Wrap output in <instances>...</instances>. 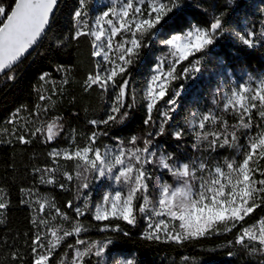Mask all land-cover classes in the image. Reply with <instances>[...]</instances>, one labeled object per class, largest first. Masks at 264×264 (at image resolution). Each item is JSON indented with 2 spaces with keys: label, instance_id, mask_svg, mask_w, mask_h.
I'll return each instance as SVG.
<instances>
[{
  "label": "snow or ice",
  "instance_id": "6c2138e0",
  "mask_svg": "<svg viewBox=\"0 0 264 264\" xmlns=\"http://www.w3.org/2000/svg\"><path fill=\"white\" fill-rule=\"evenodd\" d=\"M88 4L89 0H78L79 6L72 14L74 31L70 38L66 36L57 44L63 46L66 40L79 42L82 37L88 38L93 49L91 56L100 59L95 62V71L87 75L84 90L99 89L101 93L111 90L114 95L109 97L111 104L106 115L88 122L96 130L87 136L83 147L53 148L49 152L54 164L61 158L75 162L76 178L82 181L79 187L83 206H74L69 201L66 207L75 213V217H69L48 200L36 201L40 213H45L46 207L54 208L61 223H73L70 229H65L49 219H34L32 223L45 225L47 233L37 232L29 241V264H113L114 254H122L124 250L110 237L95 241L80 238L88 228L79 218L89 212L92 219L101 222V232L123 233L124 236L129 232L113 221L136 227L143 219L146 227L142 238L147 241L182 244L217 232L219 226L231 231L264 204V166L261 164L264 161V77L248 74L246 79L233 81L230 89L218 93L219 100H213L218 111L194 113L185 121L195 136L193 149L200 151L206 143L208 151L234 148L236 156L210 165L202 158L182 160L175 152L159 151L154 142L165 134V126L173 120L184 91L183 85L173 88V83L179 79H194L195 74L202 71L204 57L215 46L223 47L219 42L223 38L227 43L229 35L247 49L264 46V29L259 34L254 27L242 33H229L228 13L216 10L206 26L194 23L185 26L181 0H110L105 10L94 18L89 17ZM57 6L58 0H0V79H16L20 65L50 31ZM229 6L233 11L239 7L234 0H229ZM157 37H163L159 43L167 51L154 65L153 74L143 89L146 111L143 123L158 130L149 131L144 137L133 135L126 141L117 137L113 145L97 147L99 137L107 135L100 127L123 123L135 107L137 93L129 68L140 58L142 49L149 47V41ZM184 62H188L187 66L177 72ZM57 71L68 70L61 65ZM40 80L47 83L49 74L42 73ZM63 83L68 81L65 79ZM39 99L45 101L51 97L40 94ZM161 102L166 106L163 111L158 107ZM48 110L38 105L36 115ZM154 112L161 117L158 124ZM17 115L9 122L15 123ZM226 116L235 123L230 124ZM62 121V117L56 116L34 131L17 134L15 138L19 143L29 144L31 138L40 135L43 142L51 143L65 131ZM185 134L184 128L171 133L177 141ZM57 170L56 167L45 168L43 172L48 178L42 175L41 183L54 184L51 174ZM64 175L69 181L73 179L67 172ZM257 175L261 178L257 179ZM165 176L173 183L164 179ZM90 177L100 181L107 179L116 186L92 206L86 191L90 188ZM27 191L31 194L30 189ZM8 206L0 194V210ZM69 237L76 239L65 245ZM235 243L244 248L258 244L259 251L264 252V219L242 227ZM62 245L63 252L59 251ZM13 256L23 259L16 253ZM116 264H134V261L128 259Z\"/></svg>",
  "mask_w": 264,
  "mask_h": 264
},
{
  "label": "trees",
  "instance_id": "16d2710c",
  "mask_svg": "<svg viewBox=\"0 0 264 264\" xmlns=\"http://www.w3.org/2000/svg\"><path fill=\"white\" fill-rule=\"evenodd\" d=\"M181 3L185 26L188 23L206 26L207 20L216 10L228 13L226 19L229 21V33H242L246 28L254 27L259 34L261 29H264V0H234V3L239 5L235 11L229 6V0H181ZM78 6V0H59L50 31L36 50L20 65L16 79H0V189L3 190L0 194L9 205L0 210V264H29V241L37 232H47L45 225L33 224L34 219H49L54 225L71 228L73 222L61 223L54 208L46 207L45 213L38 211L39 205L36 201L48 200L69 217H75L74 210L66 205L72 201L74 206H77L82 193L77 185L75 162L61 158L58 164H54L48 154L53 148L83 147L87 143V136L96 130L88 122L103 118L111 101V91L101 93L99 89L84 90V81L89 73L95 71L96 62V58L91 56L93 49L89 39L82 37L79 42L66 40L63 46L57 44V41L64 40L66 36L70 38L74 31L72 14ZM161 38L163 37L151 39L149 47L142 49L140 58L129 68L130 80L137 93L135 107L129 111V116L123 123L100 127L99 130L106 131L107 135L99 137L97 147L111 146L117 137L126 141L133 135L144 137L149 131L158 130L157 127H148L143 123L146 116L143 89L154 57H162L167 51L159 43ZM219 44L223 47L215 46L209 51L204 57L201 73L195 74L194 79H179L173 83V88L183 85L184 91L178 100L173 120L165 126V134L154 142L159 151L175 152L182 160L186 157L202 158L210 165L236 156L234 148L208 151L206 143L200 151H196L192 147L195 136L185 124L194 113L218 111L213 100H219L218 93H223L232 80L239 82L246 79L248 74L258 78L264 77V46L247 49L240 45L233 35H229L227 43L222 38ZM187 63L184 62L177 72L187 66ZM61 65L68 71H57V67ZM45 72L49 74L47 83L40 80V75ZM65 79L68 83H63ZM40 94L51 99L41 101ZM38 105L49 110L36 115ZM158 107L163 111L166 106L161 102ZM17 113L16 122L10 123ZM56 116L63 118L65 126V131L58 140L45 143L40 135L31 138L32 142L29 144L16 140L17 134L34 131L35 127H40ZM153 116L158 124L161 119L159 113L154 112ZM226 118L230 124L235 123L230 116ZM178 128H184L186 133L180 141L171 135ZM244 142L241 136L240 143ZM261 164L264 166V161ZM49 167L58 169L51 174L55 179L52 185L41 183L42 175L45 179L48 178V174L43 170ZM37 168L42 171L37 173ZM65 172L73 176L71 181L67 180ZM260 178L257 175V179ZM164 179L171 180L167 176ZM60 184L64 187H59ZM29 189L31 194L27 191ZM22 200L27 203H21ZM79 219L88 228L80 238L95 241L110 237L124 250L122 254H114L113 261L119 256H124L131 257L134 264H264V252L259 251L258 244L244 248L235 243L242 227L264 219V204L231 231H225L223 226H219L220 230L217 232L186 240L182 244L143 239V219L138 221L136 227L128 226L122 221H113L120 223L121 227L129 232L128 236L123 233L101 232L99 229L102 224L92 219L91 212ZM75 239L76 237H69L64 243H74ZM59 251H64L63 245ZM14 253L23 259H14Z\"/></svg>",
  "mask_w": 264,
  "mask_h": 264
},
{
  "label": "rangeland",
  "instance_id": "374dc122",
  "mask_svg": "<svg viewBox=\"0 0 264 264\" xmlns=\"http://www.w3.org/2000/svg\"><path fill=\"white\" fill-rule=\"evenodd\" d=\"M109 3H110V0H89L88 9H87V11L89 12V17L94 18L100 12L105 10L106 6ZM117 39H119V38H117ZM160 58H161V56H159V55H156L154 57V63L150 67V69L147 73L145 84H146L147 80L149 79V77L153 74V67L158 62V60ZM99 59L100 58H96V61ZM233 81H235V80H232L231 82H229V84L225 87L224 91L230 89L233 86V83H232ZM236 82H238V81H236ZM144 87H145V85H144ZM111 95H114V93L111 92ZM110 104H111V101L109 102V105ZM69 150H71V149H69ZM168 182L173 183L172 180H168ZM81 183H82V181L77 179V185H78L79 189H80L79 186ZM115 187L116 186L107 179L100 181V180H95L92 177H90V188L88 190H86L89 193V204H90V206L95 205L97 202H99L101 200L102 196L106 192L113 191L115 189ZM77 206H81V207L83 206V193L80 194V202ZM145 227H146L145 221L143 220V230L144 231H145ZM128 259H131V257L119 256L118 258H116V260L113 261V264H116V261L122 262V261L128 260Z\"/></svg>",
  "mask_w": 264,
  "mask_h": 264
},
{
  "label": "water",
  "instance_id": "95a60500",
  "mask_svg": "<svg viewBox=\"0 0 264 264\" xmlns=\"http://www.w3.org/2000/svg\"><path fill=\"white\" fill-rule=\"evenodd\" d=\"M58 2H59V0H58Z\"/></svg>",
  "mask_w": 264,
  "mask_h": 264
}]
</instances>
